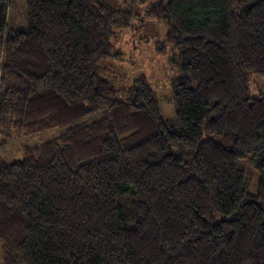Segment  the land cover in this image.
Wrapping results in <instances>:
<instances>
[{"label": "trees", "instance_id": "trees-1", "mask_svg": "<svg viewBox=\"0 0 264 264\" xmlns=\"http://www.w3.org/2000/svg\"><path fill=\"white\" fill-rule=\"evenodd\" d=\"M127 1L166 24L170 123L143 75L104 77L132 7L25 0L18 29L0 0V124L65 128L0 158V264H264V0Z\"/></svg>", "mask_w": 264, "mask_h": 264}, {"label": "rangeland", "instance_id": "rangeland-1", "mask_svg": "<svg viewBox=\"0 0 264 264\" xmlns=\"http://www.w3.org/2000/svg\"><path fill=\"white\" fill-rule=\"evenodd\" d=\"M111 4L125 8L132 7L133 14L130 25L115 32L111 42L114 52L119 58L102 64L104 77L118 90L121 96L132 80L143 75L155 89L162 115L167 123L175 119L172 99V81L176 70L169 63L171 45L165 44V52L158 50L165 40L166 24L147 14L149 3H137L127 0H106ZM9 27L24 29L26 25L25 0H9L7 9ZM249 96L259 97L264 93V79L256 74L250 78ZM9 122V123H7ZM65 128H53L34 135H26L22 128L14 125L12 120L0 124V158L7 162L23 159L28 150L60 136ZM256 160L247 156L239 160V167L248 174L246 188L250 194L257 191L258 173Z\"/></svg>", "mask_w": 264, "mask_h": 264}]
</instances>
